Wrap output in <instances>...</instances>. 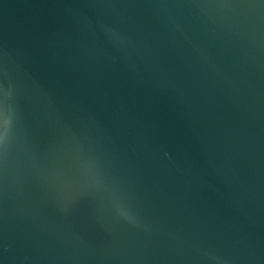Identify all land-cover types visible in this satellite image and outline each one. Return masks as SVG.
Instances as JSON below:
<instances>
[{"label":"water","instance_id":"1","mask_svg":"<svg viewBox=\"0 0 264 264\" xmlns=\"http://www.w3.org/2000/svg\"><path fill=\"white\" fill-rule=\"evenodd\" d=\"M0 264H264V0H0Z\"/></svg>","mask_w":264,"mask_h":264}]
</instances>
